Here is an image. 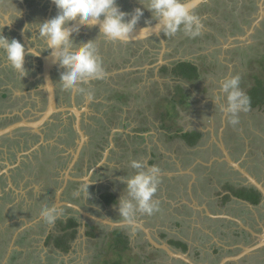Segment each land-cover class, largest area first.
I'll use <instances>...</instances> for the list:
<instances>
[{"label":"rangeland","instance_id":"374dc122","mask_svg":"<svg viewBox=\"0 0 264 264\" xmlns=\"http://www.w3.org/2000/svg\"><path fill=\"white\" fill-rule=\"evenodd\" d=\"M228 1L231 3L230 6L228 5L227 7L232 9L231 6L234 4L233 0ZM10 2L11 0H0V16L9 20V24L12 25L24 26L27 24V14H34L32 13L34 9L32 11L30 9L29 1L23 4L25 6L24 8L19 0H13V3L9 4ZM51 4L53 3L51 2ZM11 5L20 11L21 15L18 18H15L16 15L19 14L18 11H11ZM117 5L126 13H131L137 7H141L139 0H117ZM35 8L39 9L40 6H35ZM53 8L54 7L51 8L50 6V9H48V16H44L45 20L48 21L51 19ZM45 11L46 9L44 10L43 15L45 14ZM207 15L219 19L218 16L220 14H215L214 11H211L208 12L206 16ZM33 16L35 15H32V17ZM206 18L207 17L201 19L203 24L202 30H209L210 32L217 33L216 25L209 20H205ZM152 21H154L152 20V14L145 10L143 16L135 27L145 26ZM146 22L148 23L146 24ZM37 25L38 24L34 27H37ZM222 37L223 36H220L219 34V39ZM166 40V49L162 53L164 63L171 64L178 61H187L196 65L199 71L202 72L201 77L198 80L181 83L182 89L188 95L189 105L179 106V112L177 113L178 116L173 117L177 120V124L179 126L184 125L186 130H197L198 128L203 129V132H206V136L204 135L203 138L205 141L210 139L208 134L209 131L212 129L217 130L218 133H220L219 137L231 145L235 155H238L242 151L240 145L244 142L246 145L250 146L248 155H246L248 166L253 172L260 173L262 168H264V157L262 158L258 156L259 149L264 148V108H257L255 110L250 109L247 113H240L239 123L233 126L227 122L226 117L222 120L223 114L220 113L218 107L216 108L212 99L218 94L219 85L217 81L220 79L231 78L234 75H239L241 80L243 77L246 78V80H244L245 82L240 84V87L243 92L247 93L253 85L254 73L259 74L264 71V62L262 60V57L264 56V38L255 39V41L251 38V41L241 45L245 47L247 46V49L251 50L248 51L247 54L251 58V61H249V59H241L238 56L237 59L235 55H232L233 53L228 51L225 52L229 45H226L223 51L221 50L218 52L216 49L219 45L213 40V38H209L207 41H201L199 38L189 39L185 37L183 33H178L175 37H167ZM100 44H103V42ZM108 46H106V49H104L105 47L99 46L100 49H104L102 50L104 53L98 52L103 67L107 73L106 79L103 81L106 87H103V91L102 88H99L101 96L95 99L96 103L91 104L92 101L87 100L88 102L86 103H88V105L84 110L85 115H80V125L81 120L85 123V126H81V131L86 135H84L86 138V145H90L88 149L89 153L84 158L85 164L84 160H82L81 165L84 164L86 166L85 170L87 171L90 169L89 172L87 174L82 173L78 178H74L68 171V177L66 176V169L69 167L70 159H72L73 155L76 153V145L68 144V142L64 140V138L68 137L67 133L64 131L65 126L70 124L73 128L75 127L74 130L77 134L75 138L77 140H79L81 136L80 131L76 129L77 122H75V118H69V115L66 113L61 114L59 116L60 118L55 116L44 126L50 134L49 143L51 146H58V150L64 148V159H61L60 162L56 161L57 163H55V160L51 157L50 153V155H47L49 161L44 167H46L47 170H50V176H56L58 179L62 180L66 177V179L80 182V186L85 181V178L90 176L92 183L89 185V192L94 194V196L99 198V193L104 191L108 193L112 192L117 198H120L122 195H126V193H123L125 185L121 184L117 178L124 175L130 176L134 174V170L129 167V161L141 160L146 168L155 165L161 170V183L159 184L158 191L153 199L159 201L160 211L151 216L138 214L135 220L147 225V227H149L150 224L155 223L162 231L167 229L173 233L175 232L176 234L183 235V233H181L183 230L182 228H185L186 232L190 231L187 227L192 220L189 223L184 222L183 225L179 227L173 223L172 219L177 218L178 220L184 219L189 221V218L192 219L195 217L194 208H192L191 205H182L187 203V190L193 188L195 196L197 193H214V195H211L209 198L219 195L215 192V186L203 188L202 185L197 182L195 188L191 179L186 178L188 176V170L182 169L193 164V157H202L206 154L201 151L199 153H193L191 150L192 148L182 142L180 138L170 139L168 135L169 133L172 134L176 126L169 132L165 129L162 130V121L168 122V118L170 119L174 112L172 103L165 98L174 97L177 86L172 84V86L168 85L167 87L164 85V81L155 84L152 77L156 75V71L154 72L153 69L148 67L153 61H150V58L143 53V50L146 49L147 46L131 45V51L127 52L128 45H125L123 48H120V53L118 52L119 47L113 45ZM122 49H124L123 52ZM251 52H254L259 58L254 57V54L250 55ZM156 56L157 58H160L159 54ZM134 69H141L143 72L138 74ZM140 75H144V77L147 78L144 79L141 84V80L137 79ZM263 75L261 74L260 77H264ZM97 82V85L94 84L92 86L100 87L102 85V81ZM145 84L149 87L143 88L142 86ZM130 89L133 92L142 95L135 100H133V95L129 97V103H127V105L132 109V112L129 111L125 113L116 108V106H120L122 109L129 108L127 105H122L117 102L116 92L123 94ZM66 93L67 95H74L75 91ZM144 96L146 99H144ZM27 101L28 100L20 101L22 102V107ZM102 101V105L99 106ZM82 105H84L83 102ZM139 113L150 114L152 117V123L145 120L144 115H138ZM28 115L30 116V114ZM165 117L166 120L164 119ZM124 123L127 125H124ZM54 124H61V126L56 128H54V126L51 127V125ZM103 124L109 126L111 129L109 134H107L106 131L102 132ZM155 124H158L159 127H154ZM145 125H147V127H144ZM169 126H173L172 122L169 123ZM222 126H224L225 129ZM50 132H54L55 134L53 135ZM126 133H129V136L126 135ZM104 134H106L105 137L107 136V139L104 138ZM135 134L138 137L144 135L145 139L147 138V142L145 139L133 138V135ZM214 135H216L215 132ZM22 137L24 138L25 135H22ZM56 139L60 140L56 141ZM154 140L157 141L156 146H154ZM36 142L37 140L31 141V145L36 146ZM148 143L152 146L151 151H148ZM17 147L18 145L15 144L11 149L16 151ZM237 148H240V152ZM135 151L138 153L137 155ZM79 158L76 159L74 163H79ZM99 164L103 168H100ZM98 170L100 171L98 172ZM167 174H170L171 176ZM105 177L109 178L108 182ZM209 177L210 176L208 175L207 178ZM39 187V190L43 189L44 183L42 185L40 184ZM61 187L59 189H61ZM13 188L16 191L14 186ZM19 190H17V198L14 202L15 204H13L18 205V203L25 202L24 205H27L29 209H33L32 211L36 212L37 210L34 209L35 196L33 198V196L28 193V190L23 187ZM15 191L14 193H16ZM3 196L4 194L0 191L1 203L4 202V200H1ZM26 202L28 204H26ZM8 204V207H12L10 202H8ZM109 210L114 214L113 217L115 219L119 218L118 210L116 208H110ZM13 217V215L5 217L2 218L1 221L7 225V222ZM5 225H1V227L5 228ZM22 226V229L24 230L25 228L30 229L31 227H35L33 223H25L22 224ZM18 227L19 226L16 228ZM102 227H104L105 230L98 229L100 227H94L92 229H83V227H80L74 246L76 248L75 251L70 252L68 255H62L63 257L58 251L45 245V239L48 235L45 228L44 231L40 229V226L38 230L34 228L37 231L36 233L33 229H30L34 233L35 239H37L33 240V242L35 244L39 243L38 245L40 246L42 243L44 244V247H42V257L40 258V255L37 256V253L33 255L31 254L32 256L28 257L26 253L24 255L19 251L14 254L15 256L17 255V259L12 261L13 258L10 264H13V262H17V264H63V262H65V264H113L120 260L123 261L124 264H179L176 259H171L170 257H168L169 259H166L164 253H157L156 250L150 248L145 239H140L130 233V235L127 234V229H125L123 233L130 237L129 249L124 251L120 248V250L113 251L111 244H115V241H118V239L115 238L114 240L111 238L112 231L109 230V227ZM208 229H211V227ZM87 230L90 232L93 230L95 237H92V235L87 236ZM2 232H4V230H2ZM220 241L221 240L219 239L218 242L220 243ZM27 244V247L30 248L31 244L28 242ZM50 251L51 254H54L59 260L51 258L48 262ZM224 255L225 253L222 254V256ZM203 258L204 260H209L211 259V256L210 254H206ZM62 259L64 260L63 262H61Z\"/></svg>","mask_w":264,"mask_h":264},{"label":"flooded vegetation","instance_id":"af4514ba","mask_svg":"<svg viewBox=\"0 0 264 264\" xmlns=\"http://www.w3.org/2000/svg\"><path fill=\"white\" fill-rule=\"evenodd\" d=\"M29 1L30 3V9L32 13L34 14H27V25L30 26V30L27 32L22 31L24 29V26H17L9 24V20L2 17L1 21L5 22V26H0V34L11 39H16L20 41L26 48V50H30L28 48V45L26 43V40L29 41L32 48H36L37 51H44L46 50V46L44 45L42 39L39 38V28L34 27L38 23L46 22L44 16H48V9L53 8L52 10V17H55L57 15V8L54 4H51V0H19V2L23 5ZM13 3V0L9 4ZM230 3L228 0H207L204 4H202L200 7L195 9L196 13L200 16L201 19L204 17H207L205 20H209L211 23H214L217 28V33L210 32L209 30H202L201 35L198 37L201 41H207L209 38H213L219 46H217V51L220 52L223 51L224 47L226 45H229L228 49L225 50V52L233 53L232 55L238 59L240 57L241 59H249L251 61V58L247 55L248 51H251L247 49V46H241L243 43H247L251 41V38L255 41V39L264 38V0H233V3L231 8L227 7L230 6ZM54 5V6H52ZM35 6H40L39 9H36ZM42 6V7H41ZM25 6L23 5V8ZM45 14L43 15L44 10ZM262 9L263 17L260 19L261 14L260 11ZM214 11L215 14H220L218 17L219 19H216L214 17H211V15L206 14L208 12ZM223 14V15H221ZM32 15H35L32 17ZM15 16V15H14ZM13 16V17H14ZM217 16V15H215ZM22 19V18H21ZM211 19V20H210ZM213 19V20H212ZM154 22V21H152ZM150 22V23H152ZM256 22H258V25H255ZM25 23V22H23ZM35 24V25H34ZM149 24V23H148ZM71 25V24H70ZM38 26V25H37ZM146 26V25H145ZM252 34L247 37L245 40H242L240 38L245 37L247 33ZM220 32V33H219ZM220 36H223L221 39H219ZM162 36L166 41L167 44V37L162 32ZM26 38V39H25ZM94 40V43L97 45L98 52H103L102 50L106 49L108 45H113L119 47V53L120 48H123L124 45H128L127 52L131 51V45L134 46H147L146 49L143 50V53L146 54L150 59V61H153L148 66L149 68L153 69L154 72L156 71V75L152 77V79L155 81V84H158L160 81H164V85L168 87V85L182 83L180 80L175 81V77L171 75V68L177 63H171L166 64L160 63L159 57L157 58L156 55H162V43L161 41L156 38H149L144 41H139L132 44H121L119 42L117 43H110L102 36V34H99V29L97 27H88L85 26L79 31L73 33V41L74 43H82L87 41ZM103 42V44H100ZM109 43V44H108ZM149 45V46H148ZM99 46L105 47L104 49H100ZM109 47V46H108ZM249 47V46H248ZM114 49V48H113ZM112 49V50H113ZM124 49H122L123 52ZM116 51V50H115ZM114 51V52H115ZM42 55H49L50 51H45L41 53ZM254 54V52H251L250 55ZM255 55V54H254ZM238 56V57H237ZM256 56V55H255ZM179 62V61H178ZM2 64V63H1ZM0 64V74H4V78H0L3 81H7L6 83V92L7 94H13V90H22L24 91V94L21 99L22 100H28L22 108L27 110V112L24 113V115L17 119L16 121L10 124L20 123L23 122L25 119L27 121H36L40 118V114H42L46 108H47V94L44 90H42V87L44 85V78L42 75V69H43V62L42 60L37 56H31L26 53L24 65L25 69L27 70V75L23 78L17 75L14 70L10 69L9 65L5 63V65ZM153 65V66H151ZM158 65V66H157ZM226 67H228L226 64H224ZM154 67V68H152ZM158 68V69H157ZM164 68H167L168 71L164 72L162 71ZM145 70V69H144ZM64 71L59 64L54 66L51 77L52 81L54 82L55 89H56V107L58 109L57 112H55L52 115L51 120L56 116L59 117L61 114H68L69 118H75V122H78V125H80V115L84 114V110L87 108L88 105L86 96H83L75 91L74 95H67L66 91L63 92L59 85L60 75ZM136 73H141V69H134ZM140 78V79H139ZM106 79V78H105ZM104 79V80H105ZM140 81V84L144 79H147L144 77V75H140L138 78ZM103 80V81H104ZM102 81V85L100 87H93L92 85H97V81H90L87 85H84L87 88H90L94 90V99L91 100V104L96 103L95 99L101 96V93L99 92V88L106 87ZM175 84V85H176ZM174 85V86H175ZM134 87V86H132ZM138 87V86H137ZM143 88L149 87L147 84L142 86ZM140 89V88H139ZM96 91V92H95ZM177 89L175 90V92ZM74 92V91H72ZM125 94H122L120 92H116V98L117 102L119 104L127 105L129 103V97L133 95V100L136 98L138 99L141 97L142 94L135 93L131 89L128 90V92H124ZM130 94V95H127ZM103 94V92H102ZM123 96V99L121 96ZM8 97V105L13 99L12 95H9ZM106 98V97H105ZM144 99L146 97L144 96ZM17 100V98H16ZM21 100V101H22ZM20 102V100L15 101V104ZM82 102L84 105H82ZM103 101L99 104L101 106ZM86 104V105H85ZM27 106L29 108H27ZM105 106V104H104ZM128 106V105H127ZM129 107V106H128ZM127 107V108H128ZM117 109H120L121 111L127 113L132 112L131 108L128 109H122L120 106H116ZM42 110V112H40ZM155 110V109H154ZM255 110V109H251ZM156 111V110H155ZM38 113H40L38 115ZM30 114V116L28 115ZM58 115V116H57ZM122 115V114H120ZM139 115V114H138ZM141 115L145 116V120L149 121V123H152V117L148 113H142ZM34 118V119H28V118ZM60 118V117H59ZM50 120V121H51ZM224 120V115L223 119ZM48 123V122H46ZM45 124L42 125L44 127ZM125 124V123H124ZM9 125V126H10ZM77 125V123H76ZM78 125L76 126V129H78ZM88 125V124H87ZM149 125V124H147ZM145 125L144 127H147ZM56 128L60 127L61 124H54L51 125V127ZM81 126H85V123H83V120H81V125L79 126V129L81 131ZM156 128L159 127V125L155 124ZM224 128V126H222ZM72 125H66L64 128V131L67 133L66 140L68 144L79 145L80 139L77 140L75 136H77L76 131L74 130ZM78 129V130H79ZM210 129V128H209ZM225 129V128H224ZM190 130V129H187ZM195 130V129H194ZM199 132L202 133V137L198 140L197 144L194 146H190L185 140H182V142L186 143L190 148H192V152L199 153L200 151L206 155H203L202 157H193L192 165L186 168L189 170L190 173H188L186 178L191 179L192 184L196 188L197 182L202 185L203 188H208L209 186H212L216 188V193L219 195L213 198H209L212 194H200L197 193L196 196H193L194 202L188 198L187 193V203L182 205H191L192 208H194V214H195V221L200 217V219H204L205 217H201L199 215V211H197V208L208 206L215 211L219 212L218 214H213L212 217L214 218V222H211L213 224L211 226V229H208V227H203L201 229L195 228L197 231V235L195 238L190 237L189 235H183L184 238L178 236L179 234H176L175 232L168 231L167 229L165 231H162L159 227L156 226L155 223L150 224L149 227L147 225L143 224L147 229H149V232L151 234V237L158 243L167 244L173 251H176L178 253H182L186 255L188 258L192 259L196 263H207V264H220L225 258L227 257H233V260L227 261L225 264H264V245L261 247H258L262 242H264V195L257 190L255 187L250 185L247 180L236 170H234L225 160V155L223 153L222 147L220 144L222 143L230 155V157L236 161L239 162L240 165L246 169L250 174H252L259 182H261L264 185V168H262L261 172H253L252 169L248 166L246 155H248L250 146L246 145L244 142L240 145L242 151L240 152V148H237L240 152L238 155H235V152L233 151L231 145L227 143L224 139H221L219 137L220 133H218L217 130H211L208 132L209 134V140H203L204 135L206 136V132H203V129L198 128ZM23 131V133L21 132ZM107 132L109 134L111 132V129L109 126L103 124V130L102 132ZM254 131V130H253ZM20 132V133H19ZM44 135V141L43 143L40 141V135L34 134L32 132V128L27 127H20L17 128L12 133H18L20 139H22V135H25L26 140H32L34 138L37 139L36 144H40L41 150L28 152L31 153L29 156H27V152H24L23 155L20 156L19 159H16V152L11 150L7 152L9 154L8 158V164L0 163V172L4 170L7 174H0V184L2 180H4V187L0 186V191L3 192L4 196L1 200H4L3 203L0 201V222L2 218L14 216L9 222H7V225L4 229L0 225V240L6 241L7 247L9 245V239L11 240L12 237L17 235L19 239L16 242L19 244V241H26L31 244V247L29 251L26 252V255L28 257H31L33 254L37 253V256L40 255V258L42 257V247H44V244L38 245L39 243L35 244L33 240L35 239L34 233L30 230L33 229L36 233L40 226V229L44 231V228L48 232V238L45 240V245L47 247H51L54 250L58 251L61 256L68 255L70 252L75 251V242L77 238H74L70 240L69 235L61 241V244L58 245L56 239L60 235H66L68 233H71L72 230H62V227L67 226L70 219L75 218L78 223H80V227L83 226V216L80 213L78 209L75 208V206H79L84 211L100 217V218H107L113 222H122V219L119 217L118 219H115L113 217V213L109 210L110 208H115L116 201H108L110 198V193L101 191L99 193L98 197L92 198V193L89 196L88 201H84L83 197L80 195H73L74 192L80 187L79 183L77 181L69 180L63 178L58 179L56 176H50L51 172L50 170H47L45 165H47L49 158L47 155H50L55 160L54 162H60L61 159H64L63 152H65L64 148L62 150H58V146H51L49 143V133L48 130L45 129V131H41ZM214 132L216 135H214ZM53 135L54 132H50ZM85 133V132H84ZM8 135L0 137L1 140H5V138ZM35 135V136H33ZM85 135V134H84ZM106 134H104V138L107 139ZM86 136V135H85ZM217 138H216V137ZM147 139V138H146ZM60 140V139H56ZM180 140V139H179ZM264 141V140H263ZM4 144L15 145L17 143L14 140H5L3 141ZM14 143V144H13ZM264 143V142H263ZM48 144V146H47ZM89 146L85 143L82 145V149L80 151L79 155V163H73L74 161V155L72 159H70L69 167L66 169L68 177V171L71 173V175L74 178H78L82 173L87 174L89 170H85V156L89 153ZM235 147V146H234ZM264 147V144H263ZM51 150V151H49ZM55 155H53V154ZM3 153H0V157ZM243 155V156H242ZM259 157H264V148H260L258 151ZM56 157V158H54ZM204 157V158H203ZM5 159V157H3ZM23 158V160H22ZM91 158V156H90ZM84 160V164L81 165V161ZM57 161V162H56ZM16 166V167H15ZM60 166V164H59ZM37 168L42 169L46 173L38 172ZM100 168H103L100 166ZM178 169V168H177ZM181 169V168H179ZM65 171V173H66ZM100 170H98L99 172ZM53 174V173H52ZM210 176L207 178V176ZM10 181V183H9ZM37 183H40L41 185L44 183V188L41 189L39 192L36 190L35 185ZM39 184V185H40ZM220 184V185H219ZM192 185V186H193ZM10 186V187H9ZM13 186L16 188H13ZM62 186V187H61ZM103 186V185H100ZM9 187V188H8ZM21 187L28 190V193H30L33 198L35 196V207L36 212H33V209H29L27 205H24L25 202L18 203V205H14L16 201V194L18 193L17 190H19ZM61 187V189H59ZM8 190H7V189ZM89 190V189H88ZM193 191L192 189H189ZM14 191L16 193H14ZM20 191V190H19ZM114 194V193H113ZM115 195V194H114ZM4 198V199H3ZM92 198V199H91ZM181 199V198H179ZM8 202H10V205L12 204V207H8ZM14 203V204H13ZM110 203V204H109ZM26 204H28L26 202ZM56 206L61 214L58 216V218L54 221L52 224H48L47 222L43 221L39 215L40 208L43 206ZM38 207V209H37ZM204 207V211H207L209 208ZM106 211V213H105ZM29 213L32 215V218H29L28 216L24 215L25 213ZM209 213V214H210ZM231 217V220L226 218ZM78 218V219H77ZM26 219V220H25ZM175 225L181 227L183 225V220L180 219H172ZM171 221V223H172ZM25 223H33L34 228H25L22 229V224ZM242 223L244 227L240 224ZM86 228L87 225H91L94 227H100L98 229L105 230L104 227H109L110 231L114 230H122L124 231L127 229V234H131L133 236H136L140 239H145L148 243L150 248H153L156 250L157 253H164L165 258L169 259H176L171 257L166 251L162 249H157L154 246H151L146 238V233L139 229L138 227H132V226H124V227H115L112 228L109 225L99 222L96 219H86ZM19 226L18 228H16ZM217 227V228H216ZM16 228V229H15ZM185 230V228H182ZM181 229V230H182ZM4 230V232H2ZM206 230H214V239H220L223 240H229L230 242L226 245L224 243H219L216 241H213L214 243H211L213 238L210 235L205 234ZM88 231V230H87ZM79 233V228H78ZM2 234V235H1ZM129 234V235H130ZM220 235V237H219ZM3 236V237H2ZM78 236V234H77ZM49 239V240H48ZM93 239V238H92ZM130 239V237H129ZM40 242V241H39ZM179 243L180 245L176 244ZM35 244V245H34ZM181 244H184L185 246H182ZM63 245H66L67 247H64ZM214 246V247H213ZM254 247L255 249H253ZM67 248V250H65ZM15 252V251H14ZM155 252V251H154ZM222 256V254H224ZM32 254V255H31ZM206 254H210L211 259L204 260V256ZM62 256V257H63ZM238 257V258H237ZM47 258V257H46ZM51 258L58 259V257H55L54 254H51L48 257V262L51 260ZM59 260V259H58ZM57 260V261H58ZM179 264H187L181 259H176ZM64 260L62 259L61 262ZM65 264V262H63Z\"/></svg>","mask_w":264,"mask_h":264},{"label":"clouds","instance_id":"9594fccd","mask_svg":"<svg viewBox=\"0 0 264 264\" xmlns=\"http://www.w3.org/2000/svg\"><path fill=\"white\" fill-rule=\"evenodd\" d=\"M56 6L57 15L50 20L38 23L39 38L42 39L46 50L37 51L36 48L26 50L25 46L16 39L9 40L0 34V52L4 54L10 69L20 77L27 75L24 60L26 53L31 56H40L42 52L50 51L53 62L64 69L60 75L59 85L63 91H76L86 96L87 100L94 99V90L85 87L89 81H103L107 73L98 55L94 40L74 43L73 31L69 25L79 22L81 25L95 27L99 25V34L110 43L127 44L135 26L143 16L144 11L152 14V20L158 21L155 31L163 32L165 37H175L178 33L189 39H196L201 35L203 24L196 13V5L192 0H139L141 7L131 13L122 11L117 0H51ZM11 11H18L13 5ZM148 22H146L147 24ZM31 25H25L22 31L30 30ZM75 31H78L76 29ZM150 28L144 27L135 39H147ZM241 77L234 75L231 78L217 81L218 94L212 99L220 113L226 117L230 125L239 123L240 113L250 110L251 102L248 95L240 87ZM129 167L134 174L121 176L117 179L125 188L115 204L118 215L129 226L135 224L137 215L151 216L160 211L159 201L153 197L161 183V170L157 166L146 168L143 161L131 160ZM93 171V170H92ZM91 177H86L81 186L73 193L80 195L83 200L89 199V185ZM61 214L60 210L52 206L40 208L41 219L48 224Z\"/></svg>","mask_w":264,"mask_h":264},{"label":"water","instance_id":"95a60500","mask_svg":"<svg viewBox=\"0 0 264 264\" xmlns=\"http://www.w3.org/2000/svg\"><path fill=\"white\" fill-rule=\"evenodd\" d=\"M192 2L196 5L195 9H197L198 7H200L202 4H204L205 2H207V0H192ZM261 17L260 19L263 17V12L262 9L260 11ZM158 21H154L152 23L147 24L146 26L150 28V35L147 39L149 38H153L156 37L158 38L161 43H162V47L163 50L162 52L165 51L166 49V41L162 36V32H156L155 28L157 25ZM255 25H258V22H256ZM86 25H81L78 21L72 23L71 25H69V28L74 30L73 33L77 32L75 31L76 29H78V31L80 29H82L83 27H85ZM146 26H137L135 27L133 33L131 34V38H130V42L129 44L132 43H136L139 41H144L146 39H135V37L138 35V33L140 32V30ZM95 27H97L99 29V25L97 24ZM253 31H251L250 33H247V35L245 37H242L240 39L245 40L247 37L249 38V36L252 34ZM26 39V38H25ZM26 43L28 45L29 49H33L29 43L28 40H26ZM128 44V43H127ZM42 62H43V69H42V75L44 78V85L42 87V90H44L47 94V108L46 110L41 114L40 118L36 121H27L26 119L22 122L15 123L12 124L4 129L0 130V137L11 134L13 131H15L17 128L20 127H27V128H32L33 130L35 129V131H37V134L40 135V141L43 143L44 141V135L43 133L38 130L39 127H42L43 124H45L46 122H49L52 118V115L58 111L57 107H56V89H55V85L54 82L52 81V77H51V72L54 68V66H56L58 63L53 62V59L51 58L50 54L49 55H42L40 54V56H38ZM160 63H163V57L162 55H160ZM158 66V65H157ZM158 69V68H157ZM78 125V122H77ZM79 129V126H78ZM80 131V129H79ZM81 133V141H79V145L77 146L76 149V153L74 154V161L76 159H78L79 155H80V151L82 149V145L84 144L86 138L84 136V134L82 133V131H80ZM220 146L222 147L223 153L225 155V158L223 160H225L234 170L238 171L246 180L247 182L252 185L253 187H255L257 190H259L263 195H264V185L259 182L252 174H250L246 169H244L239 162L234 161L230 155L228 154V152L226 151L224 145L221 143ZM37 147H39V144H37ZM106 156V155H105ZM73 161V163H74ZM101 165L99 164V167ZM182 170V169H181ZM188 173H190V171H188ZM76 209H78L80 211V213L83 216V229H86V219H96L99 222L105 223L107 225H109L112 228L115 227H124V226H129L126 223L122 222H113L107 218L103 219L97 216H94L86 211H84L83 209H81L79 206H75ZM243 227L244 225L242 223H240ZM132 227H138L139 229H142L145 233H146V238L148 240V242L150 243L151 246H154L157 249H162L164 251H166L171 257L176 258V259H181L184 262H186L187 264H207V263H196L194 262L192 259L188 258L186 255L182 254V253H178L176 251H173L167 244L165 243H158L156 242L152 237L151 234L149 232V229H147L143 223L138 222L135 220V224ZM264 245V242H262L258 247H261ZM253 249H255L254 247H252ZM238 258V257H237ZM233 260V257H227L225 258L220 264H225L227 261H231Z\"/></svg>","mask_w":264,"mask_h":264},{"label":"crops","instance_id":"0c3cea01","mask_svg":"<svg viewBox=\"0 0 264 264\" xmlns=\"http://www.w3.org/2000/svg\"><path fill=\"white\" fill-rule=\"evenodd\" d=\"M1 18H2V16H0V26L3 27L6 24H5V22L1 21ZM5 63L8 64L6 59L4 58V54L2 52H0V64L3 66V65H5ZM1 77L5 79V76L2 73L0 74V78ZM6 83H7V81H3V80L0 79V130L8 127L12 123L11 120H13V122H14L17 119H20L24 115V113L27 112V110L25 111V109L22 108V102L18 101V104H15V101H17V100L21 101L22 100L21 97L24 94H26V93H23L24 91H22V90H15L14 89L13 90V94H9V95H12V97H13L12 99L13 100L9 103V104H11V103L12 104L8 105V101H9L8 97H10V96L6 92ZM16 98H17V100H16ZM27 108H29V107L27 106ZM40 112H42V110ZM39 114L40 113H38V115ZM28 119L30 120V119H34V118L30 117ZM38 130L45 131V127H39ZM21 132L23 133V131H21ZM32 132L33 133L35 132L34 133L35 135L37 134V131H35V129L34 130L32 129ZM19 135H18V133H11L9 136H7L5 138V140H9V141L14 140L16 142V140H17L16 144L18 145V147L16 148V151H15L17 153L16 154V159H19L20 156L23 155L24 152H27L26 155L29 156L33 151L35 152L37 150H41L40 144H39V147H37V145L36 146L35 145H33V146L31 145V141L37 140L36 138H34L32 140H26L25 138L20 139ZM35 135H33V136H35ZM5 140L3 139V140L0 141V153H3L1 155V157H0V159H1L0 163L8 164L9 163L8 162L9 154L7 152L12 150L11 148L13 147V145H12V143L10 145L4 144L3 141H5ZM145 140L147 142V139H145ZM154 143H155L154 146H156L157 141L154 140ZM147 146L149 147L148 151H151V147L152 146L149 143L147 144ZM28 152H31V153H28ZM137 154L138 153L136 152V155ZM3 157H5V159ZM22 160H23V158H22ZM37 170H38V172L45 173L42 169L37 168ZM6 171H8V170H4V171H2L0 173L1 174H7ZM167 175H170V174H167ZM171 175H172V173H171ZM105 178H107L106 181L108 182L109 178L108 177H105ZM3 182H4V180L2 181L0 186L4 187V189H5V185H4ZM35 187H36V190L39 192L40 191L39 190L40 189L39 184H36ZM188 192H189V193H187L188 198L191 199L194 202L195 200L193 199V196L195 197V195H194L193 191L192 190H188ZM1 193L3 194V192H1ZM89 194H91V193H89ZM93 197H95L94 194H92V198ZM204 207H208V206H204ZM204 207H200V208L196 209L197 211H199V215L201 217H205L204 219H200V217L197 219V221H195V217L192 218V219L189 218V221L182 219L183 222H188V223L192 220V222H190L188 224V227H187L188 229H190V231H188L189 233L186 232L185 230H182L181 233H183V235H189V238L190 237L191 238L192 237L195 238L197 236V235H195V234H197V231L195 230V228H197V229H201L203 227H208L209 228V227H211L213 225V224H211V222L215 221L214 220L215 217H212L213 215L211 213H213L215 215V214H218L219 212L215 211V209H213L211 207H208L209 209L207 211H204ZM209 210H210L211 213L209 212ZM24 215L28 216L29 218H32V215L29 214L28 212L25 213ZM224 218H226V217H224ZM226 219L231 220V217L226 218ZM0 225H4V224L2 222H0ZM205 234L210 235L213 238L214 230H212V231L211 230L210 231L206 230ZM183 235H181L182 238H184ZM178 236H180V235H178ZM219 237H220V235H219ZM47 238H48V236H46V239ZM18 239H19V237L17 235L12 237L11 240L9 239L8 247H7V243L8 242H6V241L2 242V240H0V264H10V262H11V260L13 258L14 259L12 261L16 260L17 259V255L16 256L14 255V254H16V252L20 251L21 254L25 255L26 252L24 253V251L25 250L29 251L30 248L27 247L28 244H27V242L25 240L24 241H19V244L17 243V245H16V242H17ZM218 240L219 239H214L213 238L211 243H214L213 241L218 242ZM220 242L221 243L225 242V244L227 245L230 241L229 240H226V241L223 240V241H220ZM13 264H17V262H13Z\"/></svg>","mask_w":264,"mask_h":264},{"label":"trees","instance_id":"16d2710c","mask_svg":"<svg viewBox=\"0 0 264 264\" xmlns=\"http://www.w3.org/2000/svg\"><path fill=\"white\" fill-rule=\"evenodd\" d=\"M254 57L259 58V56H254ZM262 60L264 62V56L262 57ZM263 67H264V64H263ZM263 70H264V68H263ZM162 71L167 72L168 69L164 68ZM263 72H261L259 74L254 73L253 85L251 86V88L246 93L248 95V97L250 98V102H251L250 109L264 108V77H260L261 74L263 75ZM201 74H202V72L199 71V69L197 68L196 65H193L192 63L187 62V61H179L171 68V75H173L175 77V81H177V80H180L181 82L196 81L201 77ZM244 80H246V78L243 77L240 84L245 82ZM175 84H176V82H175ZM176 86H177V91H176L175 96L165 98L169 102L172 103V107L174 109L173 110L174 112H173L171 118L170 119L168 118V120H167L168 122L162 121L161 128H162V130L165 129L169 132L176 126L175 129L173 130L172 134L169 133L168 137L170 139L180 138L182 140H185L190 146H194L197 144L198 140L202 137V133L196 129L195 130H186V127L184 128V125L179 126L177 124V120L173 118V117L178 116L177 113L179 112V108H180L179 106L189 105L188 95L182 89L181 83L176 84ZM123 94H125V93H123ZM127 95H130V94L127 93ZM121 98L123 99V96H121ZM163 114H165V113H163ZM139 115L142 116L141 113H139ZM168 117H170V116H168ZM164 119L166 120V117ZM170 122H172V124H173L172 127L169 126ZM124 125H127V124L125 123ZM126 135L129 136V134H127V133H126ZM133 138L145 139L144 135H140L138 137L136 134L133 135ZM112 200L114 202L117 200V196L114 195L113 193L110 194V198L108 201H112ZM78 228H80V223H78V221L75 218L70 219L67 226L62 227L61 231L71 229L72 232L68 233L64 236L60 235L56 239L58 245L61 244V241L63 239H65L68 235L70 237V240L77 238ZM87 228L92 229L94 227L91 225H87ZM89 232L90 231L87 232V236L92 235V237H95V233H93V230H92V232H90V233ZM111 238H113L114 240H115V238L118 239V241H115V244H111V248L113 249V251L120 250V248L123 249L124 251L129 249V247H130L129 237L125 233H123V231L121 229L120 230H114L111 233ZM176 244L180 245L179 243H176ZM181 245L185 246L184 244H181ZM63 246L67 247L66 245H63ZM65 250H67V248H65ZM113 264H124V262L120 260V261L113 263Z\"/></svg>","mask_w":264,"mask_h":264}]
</instances>
